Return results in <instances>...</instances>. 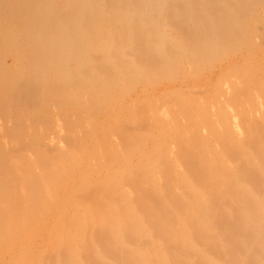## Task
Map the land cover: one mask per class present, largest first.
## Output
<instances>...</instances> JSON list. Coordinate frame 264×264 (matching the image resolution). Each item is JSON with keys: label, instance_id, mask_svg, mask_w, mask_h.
Instances as JSON below:
<instances>
[{"label": "bare ground", "instance_id": "obj_1", "mask_svg": "<svg viewBox=\"0 0 264 264\" xmlns=\"http://www.w3.org/2000/svg\"><path fill=\"white\" fill-rule=\"evenodd\" d=\"M117 1L0 0L1 255L264 264V0Z\"/></svg>", "mask_w": 264, "mask_h": 264}, {"label": "rangeland", "instance_id": "obj_2", "mask_svg": "<svg viewBox=\"0 0 264 264\" xmlns=\"http://www.w3.org/2000/svg\"><path fill=\"white\" fill-rule=\"evenodd\" d=\"M106 1L108 2V0H106ZM106 1L104 0V2H105L106 4L109 5V3H107ZM109 1H110V0H109ZM116 1H117V0H115V2H116ZM119 1H120V0H119ZM119 1H117V2H119ZM122 1H123V0H121L120 2H122ZM226 1H227L228 3H229V2L231 3V0H225V2L223 3V7H224V8L226 7V6H224V5H228V3H227ZM234 1H235V0H234ZM226 3H227V4H226ZM232 3H233V2H232ZM103 4H104V3H103ZM110 4H111V3H110ZM119 4H120V3H118V5H119ZM121 4H122V6H123V2H122ZM121 4H120V5H121ZM101 5H102V4H101ZM118 5H116V6H118ZM111 6H112V5H111ZM117 14H118V13H117ZM119 14H120V13H119ZM244 15L246 16L245 13H244ZM246 17H247V16H246ZM248 18H249V17H248ZM251 21H252V20H251ZM247 24H249V26H250L251 23L249 22V23H247ZM258 25H259V24H258ZM170 28H171V29H170L171 31L169 32L170 35L172 36V34H173V37L175 36V38H173V39H177V40H175V41L177 42V44L179 43V44L181 45V42H179V39L181 38L180 35H182V34H180V30L177 29L176 27L173 29L172 26H170ZM176 29H177V31H178V34H177ZM220 33H221V31H220ZM222 33H223V32H222ZM182 40H183V39H182ZM179 44H178V45H179ZM200 81H201V80H200ZM165 84H166V85H165ZM167 85H168V84L164 82L163 84L157 86V87H156V88H157L156 90H159V92H160V88H161V87H162L161 89H164V88H165L164 90H166ZM164 90H163V91H164ZM163 91H161V92H163ZM37 92H38V91H36V93H37ZM34 98L36 99V98H38V97L34 96ZM39 98H40V96H39ZM0 207H1V202H0ZM1 212H2V211H1ZM2 214H3V213H2ZM0 215H1V214H0ZM1 216H2V215H1ZM1 254H2V253L0 252V255H1ZM4 256H5V255H4ZM2 258H3V259H2ZM14 260H16V261H15L16 263L14 262ZM22 260L25 261V260H27V259L24 260L23 258H20V260H19L18 257H17V258H16V257H11V258H9V257H3L2 255L0 256V264H9V263H10V264H12V263H13V264H17V263H19L18 261L22 262ZM12 261H13V262H12ZM8 262H9V263H8ZM27 262H28V260L26 261V263H27Z\"/></svg>", "mask_w": 264, "mask_h": 264}]
</instances>
